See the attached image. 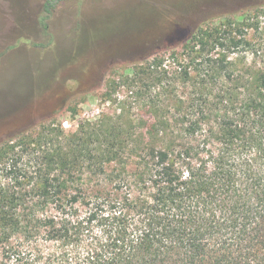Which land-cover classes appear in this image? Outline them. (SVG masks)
<instances>
[{
	"label": "trees",
	"instance_id": "obj_1",
	"mask_svg": "<svg viewBox=\"0 0 264 264\" xmlns=\"http://www.w3.org/2000/svg\"><path fill=\"white\" fill-rule=\"evenodd\" d=\"M184 39L124 76L119 112L0 144V264L83 238L72 264H264V3Z\"/></svg>",
	"mask_w": 264,
	"mask_h": 264
},
{
	"label": "rangeland",
	"instance_id": "obj_2",
	"mask_svg": "<svg viewBox=\"0 0 264 264\" xmlns=\"http://www.w3.org/2000/svg\"><path fill=\"white\" fill-rule=\"evenodd\" d=\"M45 3L0 0V144L43 123L73 133L81 121L119 112L130 94L124 76L136 63L168 55L199 25L239 18L264 0H61L46 29ZM142 135L145 145L157 144ZM89 243L43 240L41 262L72 264Z\"/></svg>",
	"mask_w": 264,
	"mask_h": 264
}]
</instances>
